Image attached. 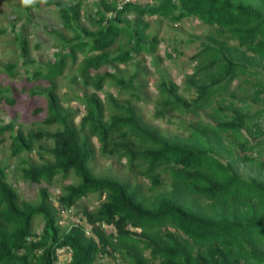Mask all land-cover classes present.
I'll return each mask as SVG.
<instances>
[{"label":"trees","instance_id":"trees-1","mask_svg":"<svg viewBox=\"0 0 264 264\" xmlns=\"http://www.w3.org/2000/svg\"><path fill=\"white\" fill-rule=\"evenodd\" d=\"M152 1L142 6H123L107 27L98 30L97 36L85 33L84 37L89 36L87 41L74 30L80 18V3L68 7L51 4L57 5L62 28L74 33L72 38L65 39L62 33L55 32L61 41L59 49L67 52H55V59L46 65L45 72L35 71L33 78L47 83L46 88L36 92L47 100L44 124H56L60 129L26 135L16 130L10 138L9 155L16 157L31 151L32 143L40 138L51 140V147L45 151L51 160L39 165L22 161L26 166L19 169L21 179L32 185H48L54 177L65 178L71 173L77 183L64 186L55 197L57 210L43 188L38 191L39 202L28 204L18 199L6 182L5 167L0 165V264H52L55 251L60 249L70 251L66 264H96L103 256L113 264H264V177L246 181L233 169L235 159L254 162V158L244 154L253 151V147L242 138V132L251 139L263 137L257 121H264V108L251 116L242 114L243 108H248L246 96L235 97L233 91L227 105L221 99L216 108H210L232 81L256 75L249 71L250 66L264 67V0ZM131 10L137 12L133 29L127 30L130 20L126 16ZM145 15L171 24L197 19L215 27L217 36L236 43L237 46L228 47L213 39V44L203 43L201 50L191 57L194 60L203 56L201 67L193 68L192 74L184 77L186 83L194 86L195 94L190 100L177 95L173 82H160L157 88L162 99L155 119L165 112L181 110L192 115L203 112L212 124L195 122L187 126L185 134L162 135L141 120L129 101L119 104L109 94L104 98L112 112L103 119V102L98 93L105 81L120 90H130L129 97L134 100L139 97L138 85L133 86L136 72L125 80L100 69L126 64L141 53L150 56L155 65L153 54L159 42L155 35L145 34L148 23L141 20ZM99 18L101 22L103 16ZM120 36L125 37L126 45L110 57L106 49ZM15 43L22 63L26 62L28 44L22 38ZM84 53L74 77L79 76L82 87L92 91L80 98L84 114L75 128L71 119L79 111L61 106L55 94V79L62 75L67 59L75 63L76 54ZM165 57L169 59L170 55ZM4 68L8 76L13 75L14 65ZM251 89L249 101L264 104L263 77L262 81L252 83ZM235 100L243 108L235 106ZM5 127L12 130L13 126L8 123ZM234 144L243 153L235 158ZM261 144L258 141L254 146ZM95 149L117 162L124 160L128 171L146 184L120 183L95 176L90 167ZM260 153L256 149V154ZM256 163L264 171V162ZM162 174L166 179H161ZM88 194L104 195L94 211L81 209L82 221L90 226L93 237H85L81 226L61 231L57 224L59 212L68 210ZM34 216H39L43 224L38 235L31 231ZM101 224L111 226L114 232L105 233Z\"/></svg>","mask_w":264,"mask_h":264},{"label":"rangeland","instance_id":"rangeland-1","mask_svg":"<svg viewBox=\"0 0 264 264\" xmlns=\"http://www.w3.org/2000/svg\"><path fill=\"white\" fill-rule=\"evenodd\" d=\"M97 1L33 0L30 4H24L22 0H2L0 2V129H2L0 131V165L5 167L6 181L14 190L16 189L15 192L20 201H26L31 204L38 203V191L44 188L50 195L51 203L56 207L55 197L62 192L63 187L68 184L77 183V179L71 173L65 178L61 176L54 177L48 185L44 183L32 185L23 181L21 176H19V169L26 166V164H23L22 161H26L29 165H39L44 161H50L51 159L45 151L51 147L52 141L40 138L32 143L31 151L22 152L16 157L9 155V144L10 138L16 130H20L23 135H26L29 132H54L60 129V126L56 124L51 126L44 124L47 116V100L44 95L37 94L36 92L46 88L47 83L39 78H33L35 71L45 72L46 65L54 61L55 52H67V49H59L58 44L61 41L55 36V32L62 33L65 39L73 37L71 31L62 28L57 12V5L51 4L59 3L64 7H68L79 2L80 24L81 26H87L88 18H93L91 14L94 12L93 9ZM48 2H50L49 5L47 4ZM138 2H141V0H136V3ZM142 2H145V0H142ZM153 17L149 32H146V35H156L159 42L153 54L155 65L152 64L150 56L141 53L125 65H119L118 67L114 65L100 69V71L106 70L109 73H114L116 77H121L125 80L133 71L136 72L137 76L133 86L138 85L137 93L139 97L138 100H134L129 97L130 90H120L118 87L112 86L110 81H105L101 92L98 93V97L103 102V119H106L112 112L110 104L104 98L105 94H109L119 104L129 101L141 120L154 127L162 135L185 134L187 126L195 122L212 124V121L203 112H198V115H192L180 112L181 110L165 112L163 113V117L155 119L154 113L159 108V103L162 99L157 88L160 82H173L177 85V95L190 100L195 94L194 86L192 87L186 83L184 76L191 75L193 68L197 67L199 69L198 67H201L203 56H198L194 60H191V57L201 50L203 43L213 44V39L218 42H225L228 47L237 46L236 43L226 40L223 36H217V29L215 27L206 26L195 19H184L177 24H171L156 16ZM127 18L129 19L130 16H127ZM91 27H88V29H92ZM76 29H80L78 24H76ZM21 38L26 41L29 50L28 60L24 63H22L23 59L18 54L17 44L15 43L16 39ZM124 38H119L117 43L109 49L110 55L116 53V48L119 45L122 47L126 45ZM237 49L242 50V48ZM85 54H77L76 61L72 64L70 58L67 59L62 75L55 79V94L61 106L79 111L71 119V125L74 127H77L80 117L84 114L80 98L83 95L87 96L92 91L91 88L84 89L82 87V79L79 76L75 75L76 77H74L75 70ZM166 54L170 55L169 59L165 57ZM246 55L249 56V53H246ZM6 64L14 65L15 70L13 69L12 76L7 75L4 68ZM248 69L250 72L255 71L256 75L252 77L240 76L232 81L227 90L221 91L220 95H217L210 108H216L217 101L221 99L225 100L223 105H227L230 99L229 94L232 91L235 97L246 96L247 100L245 104H247V109L243 108L242 103L236 100L233 102L235 106L243 108L242 114L247 113L251 116L255 111L264 108V104L260 102L252 103L249 101L250 96L247 98L248 93H252L251 84L256 81H262V77L264 79V67L252 65ZM71 79H74L75 82L71 83ZM8 123L12 124V130L5 127ZM257 124L263 130V137L251 139L246 132H242V138L248 142L249 146L253 147V151H247L244 154L248 158H254V162L243 163L239 159H235V162H233L234 171L245 180L264 177V171H260L256 163L264 162V121H262V118L258 119ZM245 126L249 127V130H253L247 123ZM258 141L262 144L258 148H255L254 144ZM91 142L95 148L98 147L94 138L91 139ZM233 147V158L243 154L238 151L235 144ZM256 149L260 150V155L256 154ZM123 163V160L119 164L113 157H104L95 149L90 167L92 173L97 177L119 182H130L132 184L135 182L146 184L145 180L143 181L142 178L130 173ZM161 179H166L165 174L161 175ZM103 200V194H88L81 198L72 207L73 211L68 213L62 212L60 214L61 217L59 216V219H57L59 227L65 229L68 225H75L81 222L83 219L81 209L85 208L92 212ZM41 226L42 220L39 216H36L32 221V232L35 234L40 233ZM101 229L105 233H109L112 230L111 226L105 225H102ZM65 254L67 256L68 252L59 253L62 256ZM98 263L113 264L107 256L102 257Z\"/></svg>","mask_w":264,"mask_h":264},{"label":"crops","instance_id":"crops-1","mask_svg":"<svg viewBox=\"0 0 264 264\" xmlns=\"http://www.w3.org/2000/svg\"><path fill=\"white\" fill-rule=\"evenodd\" d=\"M105 2V4H103ZM104 2L103 3H101V0H98L97 2H96V5H95V8L93 9L94 10V12H93V14H91V16H93V18H88L89 19V21H88V23H87V26H81V24H80V18H79V21H78V25L80 26V29L78 30V29H76V27L74 28V30L76 31V32H78V33H80L81 35H82V38H83V41H87L88 39V37L89 36H97L99 33H98V30H100L101 28H104V27H107V25L110 23V21L113 19V17H114V15H115V13L117 12V11H120V10H116V8H115V6H114V4H113V0H104ZM141 2H142V0H141ZM138 2V3H136V4H130V5H132V6H142V5H144V4H152L153 3V1L152 0H145V2ZM107 4H109L108 6H107ZM109 7H111V8H109ZM110 9V10H109ZM99 12V15L101 16H103V19H102V21L101 22H99V20H101L100 18H99V15H97L96 13H98ZM106 12V13H105ZM136 12H137V10H131L128 14H127V16H130V18L128 19L127 18V16H126V19L127 20H130L129 21V23H128V25H127V27H125L127 30H129V29H133V27H134V25H133V21H134V15L136 14ZM154 19V17H151V16H143L142 18H141V20L142 21H144V22H146V23H148V29H147V31L146 32H149V29H150V25H151V23H152V20ZM195 20H197V19H195ZM141 21V22H142ZM148 21V22H147ZM198 21V20H197ZM92 26V27H91ZM120 28H122L123 27V24H120V25H118ZM88 27H91L92 29H88ZM65 30V29H64ZM68 31H71L72 33H74V31H72V30H69V29H67ZM85 33H89L90 35L88 36V37H84V34ZM145 34H147V33H145ZM150 36H153V35H150ZM149 36V37H150ZM156 36V35H155ZM121 37H123L124 38V36H120V37H117V38H115L114 39V41L110 44V47L108 48V49H106L107 51H109V49L113 46V45H115L116 43H117V41H118V39L119 38H121ZM85 39V40H84ZM124 40H126L125 38H124ZM158 45V44H157ZM125 47V46H124ZM124 47H122L121 45H119L117 48H116V53L114 54V55H116L120 50H123L124 49ZM77 55V54H76ZM114 55H111L110 57H112V56H114ZM136 57V56H135ZM134 58V57H133ZM133 60V59H132ZM131 60V61H132ZM130 61V62H131ZM129 63V62H128ZM127 64V63H126ZM115 66H119V65H125V64H114ZM114 65H112V66H114ZM111 66V67H112ZM107 67V66H106ZM106 71V70H105ZM133 73H134V71H133ZM132 73V74H133ZM192 74V73H191ZM185 76H190V75H185ZM184 76V77H185ZM131 173V172H130ZM239 175V174H238ZM137 177H139V178H141L140 176H137ZM242 178V177H241ZM243 179V178H242ZM243 180H245V179H243ZM246 181H248V180H246ZM117 182H119V181H117ZM120 183H123V182H120ZM31 204V203H30ZM77 204V202L75 203V205ZM33 205H36V204H33ZM74 205V206H75ZM54 206V205H53ZM74 206H72V207H74ZM55 207V206H54ZM72 207H70L68 210H64L65 212H71V211H73L72 210ZM56 208V207H55ZM98 208V207H97ZM58 208H56V210H57ZM58 213V212H57ZM36 216H34L33 218H35ZM59 217V215L57 216V219H59L58 218ZM83 220V219H82ZM32 221H33V219H32ZM57 224H58V220H57ZM32 225V224H31ZM102 225H104V224H101L100 225V228H101V226ZM58 226H59V224H58ZM72 226H81V228L83 229V233H84V235H85V237H91L92 235H91V228H90V226L89 225H87V224H84V222L83 221H81V222H78L77 224H75V225H68V227L66 226V228L65 229H62L61 231H67L68 229H70V227H72ZM42 227H43V224H42V226L40 227V233H41V231H42ZM32 231V230H31ZM130 231H136V232H138V230H136V229H130ZM111 232H114L113 231V229L111 230ZM40 233H38V234H40ZM37 234V235H38ZM93 237V236H92ZM95 240V239H94ZM69 250H65V249H60V250H57V251H55V254H54V256H55V261H53V263L52 264H66V263H68L69 262V256H70V251L68 252ZM58 254H57V253ZM66 253V252H68V255L66 256V254L64 255V256H62V255H59V253ZM103 257H105V256H103ZM102 258V257H101ZM101 258H98L99 260L101 259ZM99 260L96 262V264H99L98 262H99Z\"/></svg>","mask_w":264,"mask_h":264},{"label":"clouds","instance_id":"clouds-1","mask_svg":"<svg viewBox=\"0 0 264 264\" xmlns=\"http://www.w3.org/2000/svg\"><path fill=\"white\" fill-rule=\"evenodd\" d=\"M22 2L24 3V4H30V3H32L33 2V0H22ZM113 4H114V6H115V8H116V4H115V1L113 0ZM125 5H130V4H124L123 6H125ZM123 6L120 8V9H117L116 8V10H121L122 8H123ZM96 142V141H95ZM124 161V160H123ZM117 162V161H116ZM117 163H121V160L119 161V162H117ZM123 165H125L126 166V163L124 162L123 163ZM126 168H127V166H126ZM128 169V168H127ZM56 208H58V206H56ZM62 212H64V213H68V212H65V211H61V212H59V216H60V214L62 213ZM61 217V216H60ZM63 217V216H62ZM133 232H136V231H133Z\"/></svg>","mask_w":264,"mask_h":264},{"label":"built area","instance_id":"built-area-1","mask_svg":"<svg viewBox=\"0 0 264 264\" xmlns=\"http://www.w3.org/2000/svg\"><path fill=\"white\" fill-rule=\"evenodd\" d=\"M116 8L120 9L124 4H136V0H114Z\"/></svg>","mask_w":264,"mask_h":264},{"label":"bare ground","instance_id":"bare-ground-1","mask_svg":"<svg viewBox=\"0 0 264 264\" xmlns=\"http://www.w3.org/2000/svg\"><path fill=\"white\" fill-rule=\"evenodd\" d=\"M103 4H105V2L103 3ZM109 4H107V6H108ZM110 10V9H109ZM106 13V12H105ZM2 15V14H1ZM11 31V30H10ZM15 32V31H14ZM16 33V32H15ZM17 37V36H16ZM21 40V39H20ZM8 47V46H7ZM11 52V51H10ZM15 53V52H14ZM10 54V53H9ZM11 60V59H10ZM12 62V61H11ZM12 64V63H11ZM7 65V64H6ZM9 65V64H8ZM15 70V69H14ZM20 89H21V87H20ZM19 89V90H20ZM82 100V99H81ZM84 103V102H83ZM68 111V110H67ZM78 111V110H77ZM69 112V111H68ZM104 114V113H103ZM86 116V115H85ZM51 125H53V124H51ZM2 128V127H1ZM76 128V127H75ZM4 135V134H3ZM10 153V152H9ZM20 167V166H19ZM24 167V166H23ZM20 176V175H19ZM22 177V176H21ZM24 180V179H23ZM27 181V180H26ZM39 181V180H38ZM64 181V180H63ZM7 182V181H6ZM29 182V181H28ZM27 182V183H28ZM26 183V182H25ZM41 183V182H40ZM47 183V182H46ZM31 184V183H30ZM32 186V185H31ZM41 186V185H40ZM28 188V187H27ZM34 188H35V186H34ZM36 189V188H35ZM42 189V188H41ZM44 189V188H43ZM16 190V189H15ZM27 190V189H26ZM29 190H31V189H29ZM33 192V191H32ZM20 198V197H19ZM23 200H25V199H23ZM26 204V203H25ZM29 204V203H28ZM59 218V217H58ZM34 219V218H33ZM31 223V222H30ZM28 242V241H27ZM69 252V251H68ZM57 253V252H56ZM58 254V253H57Z\"/></svg>","mask_w":264,"mask_h":264}]
</instances>
